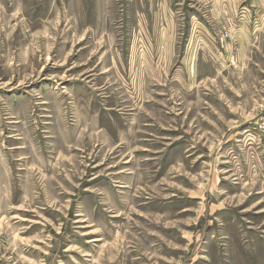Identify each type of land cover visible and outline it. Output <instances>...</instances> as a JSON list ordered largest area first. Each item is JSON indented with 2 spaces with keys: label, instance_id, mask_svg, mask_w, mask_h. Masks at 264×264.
Wrapping results in <instances>:
<instances>
[{
  "label": "rangeland",
  "instance_id": "obj_1",
  "mask_svg": "<svg viewBox=\"0 0 264 264\" xmlns=\"http://www.w3.org/2000/svg\"><path fill=\"white\" fill-rule=\"evenodd\" d=\"M0 264H264V0H0Z\"/></svg>",
  "mask_w": 264,
  "mask_h": 264
}]
</instances>
